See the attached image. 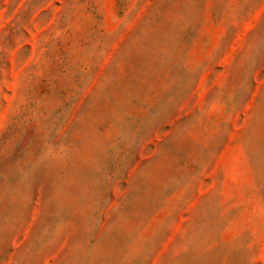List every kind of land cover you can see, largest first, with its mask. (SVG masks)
I'll return each mask as SVG.
<instances>
[{"label":"rangeland","instance_id":"rangeland-1","mask_svg":"<svg viewBox=\"0 0 264 264\" xmlns=\"http://www.w3.org/2000/svg\"><path fill=\"white\" fill-rule=\"evenodd\" d=\"M0 264H264V0H0Z\"/></svg>","mask_w":264,"mask_h":264}]
</instances>
